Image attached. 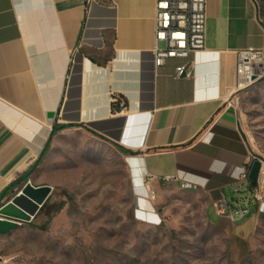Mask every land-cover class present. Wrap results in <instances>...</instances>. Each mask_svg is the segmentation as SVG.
<instances>
[{"label":"crops","instance_id":"obj_1","mask_svg":"<svg viewBox=\"0 0 264 264\" xmlns=\"http://www.w3.org/2000/svg\"><path fill=\"white\" fill-rule=\"evenodd\" d=\"M155 7L156 0H0L1 207L32 181L9 191L33 169L55 126L64 127L59 135L84 131L130 156L138 183L152 176L155 187L206 198L242 260L264 214L256 186L225 169L258 160L231 99L239 52L264 50V0H207L206 53L160 68ZM191 62L193 75L176 78ZM119 99L127 107L114 112ZM221 202L226 215L218 214Z\"/></svg>","mask_w":264,"mask_h":264},{"label":"rangeland","instance_id":"obj_2","mask_svg":"<svg viewBox=\"0 0 264 264\" xmlns=\"http://www.w3.org/2000/svg\"><path fill=\"white\" fill-rule=\"evenodd\" d=\"M231 103L264 168V76ZM31 180L53 193L31 223L0 234V264H264V223L235 260L206 198L145 189L130 156L84 131L54 137Z\"/></svg>","mask_w":264,"mask_h":264},{"label":"built area","instance_id":"obj_3","mask_svg":"<svg viewBox=\"0 0 264 264\" xmlns=\"http://www.w3.org/2000/svg\"><path fill=\"white\" fill-rule=\"evenodd\" d=\"M155 66L160 68L166 65L170 59L190 60L192 57L206 53L207 39V0H156L155 7ZM193 75V63L184 64L176 69V78L191 77ZM238 91L247 89L258 82L264 76V50H246L238 54ZM123 106V104H122ZM209 133L205 141H211ZM255 162H250L248 167L228 168L225 171L245 182L252 184L250 173ZM261 177L254 191V198L259 205L260 213L264 214V191ZM224 171V170H223ZM144 188L154 183L155 178L145 176L141 178ZM177 178H166L165 183L178 181ZM182 188L192 190L194 185L182 181ZM229 207L225 202L217 205L219 215H226ZM248 209L241 214L247 215ZM160 225V223H155Z\"/></svg>","mask_w":264,"mask_h":264},{"label":"water","instance_id":"obj_4","mask_svg":"<svg viewBox=\"0 0 264 264\" xmlns=\"http://www.w3.org/2000/svg\"><path fill=\"white\" fill-rule=\"evenodd\" d=\"M49 119L55 113H48ZM263 164L256 161L251 169L250 180L257 184L261 177ZM53 193L49 186L35 187L28 182L24 188L7 204L0 208V234L15 230L21 223H31L46 205Z\"/></svg>","mask_w":264,"mask_h":264},{"label":"trees","instance_id":"obj_5","mask_svg":"<svg viewBox=\"0 0 264 264\" xmlns=\"http://www.w3.org/2000/svg\"><path fill=\"white\" fill-rule=\"evenodd\" d=\"M125 107H127V102H124V104H123V106H121V99H119V100H117L116 102H114L113 104H112V108H113V111L114 112H119V111H121L123 108H125ZM64 129V127H61V128H57L56 126L53 128V131H52V133H51V137H50V141H49V143H48V145H47V149H45V151L43 152V154L41 155V157L38 159V161L34 164V166L32 167L33 169L36 167V166H38V164L43 160V158H44V156H45V154H46V150H48V148H49V145H50V142H51V140L54 138V136H56L60 131H62ZM119 151H121L122 153L124 152V151H122L121 149H119ZM33 169H31L30 171H28L27 173H25L19 180H17V182H15V183H13V184H11V186H10V188H9V191H13L15 188H17V186H19L21 183H27L28 181H29V178H30V175H31V173H32V170ZM252 185L253 186H256L257 184H255V183H253L252 182ZM6 193H4L3 195H1V197H0V202H1V200L4 198V195H5ZM46 207V205L43 207V208H45ZM0 208H1V204H0ZM42 208V209H43Z\"/></svg>","mask_w":264,"mask_h":264},{"label":"bare ground","instance_id":"obj_6","mask_svg":"<svg viewBox=\"0 0 264 264\" xmlns=\"http://www.w3.org/2000/svg\"><path fill=\"white\" fill-rule=\"evenodd\" d=\"M263 177H264V173H263V175H262V181L264 180V178H263ZM142 198H143V197H142Z\"/></svg>","mask_w":264,"mask_h":264}]
</instances>
